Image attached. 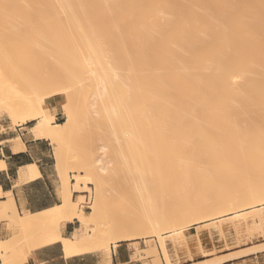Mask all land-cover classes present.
I'll use <instances>...</instances> for the list:
<instances>
[{"label": "bare ground", "instance_id": "obj_1", "mask_svg": "<svg viewBox=\"0 0 264 264\" xmlns=\"http://www.w3.org/2000/svg\"><path fill=\"white\" fill-rule=\"evenodd\" d=\"M263 3L0 0V115L12 125L33 122L30 134L54 147L60 174L75 146L88 141L91 152L87 144L77 147L84 154L73 150L83 172L62 177L58 205L20 213L11 192H0V221L13 231L0 239V264H24L54 243L67 256L108 254L147 230L181 234L207 215L263 204ZM53 95L64 97L60 123L44 106ZM96 137L109 140L113 166L93 158ZM69 141L80 143L67 152ZM10 142L23 147L19 135ZM39 176L32 163L18 178ZM90 183L86 213L73 191ZM72 221L81 227L63 236L62 224ZM161 246L170 264L164 240Z\"/></svg>", "mask_w": 264, "mask_h": 264}, {"label": "rangeland", "instance_id": "obj_2", "mask_svg": "<svg viewBox=\"0 0 264 264\" xmlns=\"http://www.w3.org/2000/svg\"><path fill=\"white\" fill-rule=\"evenodd\" d=\"M261 9L264 17V13H263L264 3L263 5H261ZM53 97L56 98L55 100L56 104L50 106L49 99H46L44 106L47 107L50 106L49 107L50 113L52 114L54 121L60 123L63 122L65 118L64 109L61 106V104L64 101V97L62 95L59 96L53 95L51 98ZM92 115H94V113H92ZM32 123L33 122H28L23 125H12L5 115H0V130L7 132L11 131V133H9L10 135L16 136L19 134V131L14 130L16 128H22V131L24 132L29 131L30 133L29 127L32 125ZM81 126L84 125L81 124ZM87 128L89 129L91 128V130H94L93 129L94 126L91 125L89 127L87 125ZM107 129L108 127L106 126V131H109ZM75 137L73 136L72 138ZM82 139L83 138H81V140ZM104 139L105 137H103V139L102 137L101 139L100 138L97 139L96 137V141H95V138H93V140L95 141L94 142L92 140L94 145L92 144L93 145L92 146L91 145L92 142L90 143L93 149L92 156L94 158V154H95L96 157H101L104 163L110 161L108 167H111L114 165V162L111 161L110 155L108 154L109 152L108 151H107L108 153L106 152V150L108 149L107 144H109V140L107 139L104 140ZM73 140L76 139H72V141ZM70 142L71 141H69L67 144L68 149L66 147L67 152L69 149H73L75 143L77 145V143H80L81 141L74 143L72 142L70 143ZM69 144H71V146ZM80 144L82 146L78 144L79 147L80 146L83 147L85 146V144H87L86 147H84V149L86 148L85 150L90 152L89 150L90 148L87 149L89 147L88 141L87 143H83V144L80 143ZM78 145L75 146L76 149L74 148L77 151L75 152L80 155L81 153L84 154L85 150L83 148L82 149L77 148ZM101 147H104L103 149H105V151L101 149ZM73 150H70L68 154L66 153L67 158H69V160L72 161L71 162L72 165L67 164L64 171L60 174L56 169L55 156L53 153L54 147L52 146L54 168L58 179V193L62 189L61 184H62L63 176H65L66 174L73 176L83 172V170H81V167L79 169L76 168L78 165L73 166V164L75 165L74 163L75 161L73 160L75 159L74 156L77 155ZM72 152L73 154L71 155ZM88 186H89V190L80 189L78 191H73V198L79 202L78 207L82 208L83 211L86 213L90 212V206L94 200V193H95V186L91 183L88 184ZM121 191L123 192L124 188H122ZM254 205L255 204L253 205L251 204L248 207H240L236 210L234 209L227 210L224 212L207 215L201 218L199 222H197L196 224L187 226L184 229V232L181 234L166 232L164 230H163L164 232H158V233L150 232L149 230L145 232L146 230L143 229V232L145 233L142 234L141 232L139 234L145 235L146 237L138 238L137 241H139V243L133 244L134 254L132 255V258L134 259L137 256L139 259H142L143 261L152 264L153 258L155 256H158L163 262V264H166L161 246L163 240L167 247L170 264H183L190 260H197L198 262L203 261L200 262L201 264H221V262L224 260L223 256L216 257V255L219 254L220 252H223L224 250H230L233 248L234 249L239 248L238 250H240L246 247L247 248L253 247L257 249L260 246L259 244L264 243V203L259 206H254ZM257 214L259 215V218ZM76 226H77L76 228L81 227L79 222L76 223ZM6 228L9 230V233L11 235L13 231L9 229L7 222H6ZM136 233H138V231ZM24 240L25 238L23 237V235L20 234L19 232H16V237H15L16 244H21L24 242ZM200 244L203 246L202 249H199ZM259 251L253 253L254 254L253 256L258 255L259 256L258 258L254 259L253 261L249 260L248 262L243 264H264V249ZM209 257H212V259H207ZM197 261H192V262H197ZM198 262L197 264H200Z\"/></svg>", "mask_w": 264, "mask_h": 264}, {"label": "crops", "instance_id": "obj_3", "mask_svg": "<svg viewBox=\"0 0 264 264\" xmlns=\"http://www.w3.org/2000/svg\"><path fill=\"white\" fill-rule=\"evenodd\" d=\"M54 100V101H53ZM56 98H50V106L56 104ZM19 131L23 147L16 151L10 140L14 135L11 131L0 130V160L5 162L6 168L0 170V192H11L14 203L20 213L22 211L37 212L60 203L58 193V179L54 168L52 146L47 140L34 138L29 131H22V128L14 129ZM35 163L40 176L33 180L19 179L20 170L25 166ZM19 174V175H18ZM19 177V178H18ZM5 197H0L4 201ZM77 221L65 222L61 226V234L70 236L75 230ZM10 236L6 228V222L0 221V239ZM134 243L137 239L118 242L111 246L110 252L95 251L84 254L67 256L60 243H54L40 247L32 251L24 264H144L149 263L136 258L134 254ZM247 248V247H246ZM167 249V247H166ZM239 249V248H238ZM238 249L224 250L216 257L234 253ZM239 251V250H238ZM253 253L222 261L221 264H243L249 260L258 258ZM207 259H212L209 257ZM197 260H190L183 264H193ZM151 264V263H149ZM153 264V263H152ZM160 264H163L161 261Z\"/></svg>", "mask_w": 264, "mask_h": 264}]
</instances>
